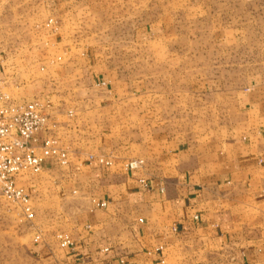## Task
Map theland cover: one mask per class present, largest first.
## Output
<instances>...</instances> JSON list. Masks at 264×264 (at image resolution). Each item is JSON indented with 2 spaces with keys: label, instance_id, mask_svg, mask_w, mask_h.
I'll use <instances>...</instances> for the list:
<instances>
[{
  "label": "crops",
  "instance_id": "1",
  "mask_svg": "<svg viewBox=\"0 0 264 264\" xmlns=\"http://www.w3.org/2000/svg\"><path fill=\"white\" fill-rule=\"evenodd\" d=\"M38 2L44 15L25 38L0 35L12 51L0 61L52 69L49 80L70 85L41 97L51 121L38 135L59 141L69 164L47 161L32 183L36 219L58 244L59 235L73 242L59 247L69 264H264V60L245 45L264 40V0H156L135 11L147 18L132 36L135 78L114 45H128L123 28L139 0ZM86 18L88 42L71 39ZM188 24L230 59L210 61L201 47L192 61L181 45ZM174 83L188 85L184 98L162 86ZM82 84L93 91H76ZM133 160L144 167L126 171Z\"/></svg>",
  "mask_w": 264,
  "mask_h": 264
},
{
  "label": "rangeland",
  "instance_id": "2",
  "mask_svg": "<svg viewBox=\"0 0 264 264\" xmlns=\"http://www.w3.org/2000/svg\"><path fill=\"white\" fill-rule=\"evenodd\" d=\"M140 2H135L130 5V15L128 23L124 26V35L123 38L127 39L128 45H120V42H117V45L114 47L117 49V52H114V56L118 59H126V62L130 66L128 68L130 77L135 78L138 74L141 73V69L136 66V57L139 55V52L132 47V36L134 30L138 25H142L147 18L143 20L138 18L135 11H147L148 7L156 3V0H139ZM153 3V4H152ZM134 7V11H132ZM43 11L38 0H0V35L4 38V41L8 42V33L12 31L13 33H18L17 36L25 38L26 33L29 32V29L32 28V25H36L38 22V17H43ZM136 15V17H134ZM81 30L84 32L74 35L71 39H77L82 42H88L90 38L89 34V25L90 21L88 18L81 20ZM49 26H52V34H57L59 30L57 29V24L55 20H51ZM195 25L199 26V23ZM195 25L192 24V29H195ZM118 28V27H117ZM190 24H188L184 30L183 41L181 45H188L193 51V56L196 55V58L193 57L192 61H197L196 59H201L200 50L206 49L209 52L208 59H217L223 63L227 62L230 57L218 55V53L211 52L212 45H216L212 36L204 34L198 29L196 32L190 33L187 32L190 29ZM120 31V27H119ZM107 36V35H106ZM114 38H120V32L118 35H112ZM108 35L109 38L112 37ZM104 38V35H102ZM262 41V42H261ZM13 42V41H11ZM264 40H247L245 45H254L257 48H262L260 51L254 53L255 58L264 60ZM11 45H0V55L2 58H10L12 51L10 50ZM254 46H250L252 49ZM123 49V50H122ZM245 48H241L242 59H248L250 56L249 48H246V51L243 53ZM120 51V52H119ZM196 51V52H195ZM196 53V54H195ZM40 57V55L38 56ZM37 57V58H38ZM198 60V61H199ZM66 74H68L67 69H65ZM218 69H214L216 72ZM52 72V69L45 68L40 65L35 67L31 66H11L4 65L1 70V81L4 82L5 92L11 95L18 104L26 105L29 103L41 102L47 103L50 102L46 99H43V95H56L58 92L68 93L70 85L57 84L54 81L48 79L49 72ZM223 70H221L222 72ZM182 75V74H181ZM180 75V76H181ZM179 74L177 77H180ZM167 91L176 93L178 99L184 98V94L187 91L188 85L185 83H174V84H165L162 85ZM80 90L76 91H85L86 93L93 91L91 85H80ZM153 87V86H152ZM83 93V92H80ZM78 95V94H77ZM64 102V101H63ZM180 101L175 100V108L177 109ZM51 104V103H50ZM68 104V103H67ZM65 106V102L63 104ZM181 110H177L176 116H172L174 122H179L180 118H183V106ZM70 115V114H69ZM41 175V174H40ZM40 178V176L33 175H22L18 179L19 187H26L28 189V194L31 198L32 207H36V204L39 205L40 197L34 191L32 183L35 179ZM40 181V180H39ZM25 188V189H26ZM26 189V190H27ZM37 213L35 212V218L30 221L27 220L20 212L18 207L10 203L7 199L2 196L0 191V264H69V262L63 257L62 251H60V244L56 241V234L54 230L42 227L41 221L36 219ZM49 232V233H48ZM58 235V234H57ZM39 237V241L36 243L35 240ZM59 245V246H58ZM44 251L52 252L49 256L43 255Z\"/></svg>",
  "mask_w": 264,
  "mask_h": 264
},
{
  "label": "built area",
  "instance_id": "3",
  "mask_svg": "<svg viewBox=\"0 0 264 264\" xmlns=\"http://www.w3.org/2000/svg\"><path fill=\"white\" fill-rule=\"evenodd\" d=\"M2 68L0 61V71ZM50 108V102L18 104L5 92L4 82L0 80V191L30 221L35 218V211L29 194L18 186V178L39 175L47 161L62 166L69 164V151L59 141L50 136L40 141L38 137L40 133L49 132L51 117L47 111ZM99 163L108 168L112 166L105 159H100ZM144 165V160H133L125 164V169L137 171ZM57 239L62 249L73 244L68 235H59ZM38 241L39 237L35 242Z\"/></svg>",
  "mask_w": 264,
  "mask_h": 264
}]
</instances>
